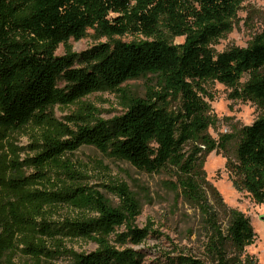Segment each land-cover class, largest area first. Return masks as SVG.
<instances>
[{"label":"trees","instance_id":"trees-1","mask_svg":"<svg viewBox=\"0 0 264 264\" xmlns=\"http://www.w3.org/2000/svg\"><path fill=\"white\" fill-rule=\"evenodd\" d=\"M242 2L0 0V264H19L18 254L24 264H144L146 252L135 246L155 230L136 224L139 197L124 181L101 183L116 200L86 182L84 165L71 158L84 145L141 171L167 172V186L198 210L205 257L181 252L172 264H258L246 253L256 239L250 218L205 171L207 154L228 155L235 138L209 134L217 119L205 83H224L264 112V31L246 47H211ZM90 30L107 40L74 51L70 41ZM126 33L144 38L121 39ZM137 79L146 80L143 94L124 86ZM98 92L116 93L122 113L101 117L84 100ZM57 106L74 108L59 118ZM20 134L29 145L15 143ZM227 168L239 191L264 204V114L241 129ZM62 207L69 213L54 220ZM75 239L97 247L68 248Z\"/></svg>","mask_w":264,"mask_h":264},{"label":"rangeland","instance_id":"rangeland-1","mask_svg":"<svg viewBox=\"0 0 264 264\" xmlns=\"http://www.w3.org/2000/svg\"><path fill=\"white\" fill-rule=\"evenodd\" d=\"M229 26L228 31L212 41L211 47L216 52L229 50L234 46L246 47L257 33L264 31V0H243L236 16L231 18ZM120 38L131 41L144 36L140 33H126ZM106 40L107 37L90 30L88 37L78 41L72 39L70 43L73 50L79 52ZM172 40L174 44H179L184 41V37L173 36ZM58 53H64V47H61ZM145 85V79L132 80L124 84L140 94L144 93ZM205 87L208 91L206 99L217 119L216 125L211 126L208 132L217 141L223 134L235 135V138L227 144L228 155L233 157L241 129L252 124L264 112L253 101L235 97L234 89L224 83L210 80L205 83ZM84 100L92 102L104 119H110L122 113L120 99L114 92L94 93ZM73 108L70 107V109ZM70 109L57 106L55 112L61 118L69 113ZM15 143L19 146H27L30 139L27 135L20 134ZM29 154V151H25L21 156L24 158ZM228 155L220 149L207 154L205 158L207 178L220 191L229 206L241 210L250 218L256 232V239L254 244L247 247L246 253L254 256L258 264H264V204L256 202L247 192L239 191L234 186L227 168ZM71 158L75 163L84 165L83 168L90 176L86 182L97 185L96 188L110 199L116 200L107 188L101 186V183H109L110 179L126 182L137 194L142 205V212L136 224L140 228L149 226L155 230L152 236L135 246L146 252L144 264H172V259L181 252L205 257L198 210L167 186V181L171 179L167 172L141 171L129 162L110 158L89 145L82 146ZM31 172L32 170L27 174ZM69 211L62 207L53 215V219L62 221V215H67ZM65 242L68 248L75 251H91L97 247L95 242L84 239ZM26 259L21 254L15 257V261L19 264H24ZM55 261L61 264L68 263L66 258Z\"/></svg>","mask_w":264,"mask_h":264}]
</instances>
